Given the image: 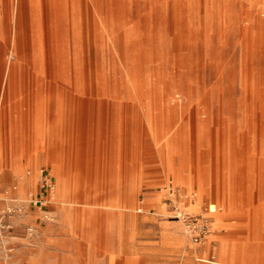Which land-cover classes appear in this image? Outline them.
<instances>
[{"label":"rangeland","instance_id":"obj_1","mask_svg":"<svg viewBox=\"0 0 264 264\" xmlns=\"http://www.w3.org/2000/svg\"><path fill=\"white\" fill-rule=\"evenodd\" d=\"M119 256L264 264V0H0V264Z\"/></svg>","mask_w":264,"mask_h":264},{"label":"built area","instance_id":"obj_2","mask_svg":"<svg viewBox=\"0 0 264 264\" xmlns=\"http://www.w3.org/2000/svg\"><path fill=\"white\" fill-rule=\"evenodd\" d=\"M43 172V171H42ZM50 180L51 178L49 177L48 173H46L44 176H43V186L46 185V184H49L50 183ZM168 191H169V194L171 196H174L176 198V195H177V188L174 187V186H169L168 188ZM194 195V194H193ZM193 195H185V198H187L188 200H192L193 199ZM207 223L203 222L201 223V225H199L198 229H199V233H204V231L206 230V225ZM7 228H9V226H7ZM199 236H196V238H198Z\"/></svg>","mask_w":264,"mask_h":264},{"label":"bare ground","instance_id":"obj_3","mask_svg":"<svg viewBox=\"0 0 264 264\" xmlns=\"http://www.w3.org/2000/svg\"><path fill=\"white\" fill-rule=\"evenodd\" d=\"M76 33V32H75ZM107 62V61H106ZM143 75V74H142ZM121 199V198H120ZM210 208L212 211H215L217 208H216V204H211L210 205ZM98 216V215H97ZM126 246V245H125ZM120 255V254H119ZM125 257L124 256H119V257H115V258H111V262L112 264H122V263H125Z\"/></svg>","mask_w":264,"mask_h":264},{"label":"crops","instance_id":"obj_4","mask_svg":"<svg viewBox=\"0 0 264 264\" xmlns=\"http://www.w3.org/2000/svg\"><path fill=\"white\" fill-rule=\"evenodd\" d=\"M53 168L55 169V171L57 172V170H56V168H55V165H53ZM169 170V169H168ZM170 171V170H169ZM175 171V170H174ZM171 172V171H170ZM171 174H173L174 175V172L172 173L171 172ZM185 179V176L183 175V180ZM29 181V180H28Z\"/></svg>","mask_w":264,"mask_h":264}]
</instances>
